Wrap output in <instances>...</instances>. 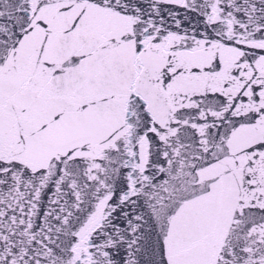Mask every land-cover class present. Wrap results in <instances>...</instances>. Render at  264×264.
<instances>
[{
  "label": "snow or ice",
  "instance_id": "obj_1",
  "mask_svg": "<svg viewBox=\"0 0 264 264\" xmlns=\"http://www.w3.org/2000/svg\"><path fill=\"white\" fill-rule=\"evenodd\" d=\"M0 264H264V0H0Z\"/></svg>",
  "mask_w": 264,
  "mask_h": 264
}]
</instances>
